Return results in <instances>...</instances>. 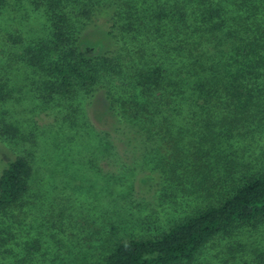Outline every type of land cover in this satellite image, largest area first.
Returning a JSON list of instances; mask_svg holds the SVG:
<instances>
[{
	"label": "trees",
	"instance_id": "1",
	"mask_svg": "<svg viewBox=\"0 0 264 264\" xmlns=\"http://www.w3.org/2000/svg\"><path fill=\"white\" fill-rule=\"evenodd\" d=\"M31 1L56 45L50 56L46 47L25 49L43 75L27 92L52 108L51 121L31 133L35 146L44 136L41 157L56 153L67 171L62 146H75L70 157L113 159L125 145L131 160L156 158L149 166L161 197L172 190V208L209 199L154 236L118 241L99 264L191 261L234 225L263 222L264 0ZM96 26L103 40L87 41ZM34 152L1 168L0 215L20 214L43 180ZM96 187L91 196L112 199L106 185Z\"/></svg>",
	"mask_w": 264,
	"mask_h": 264
},
{
	"label": "rangeland",
	"instance_id": "2",
	"mask_svg": "<svg viewBox=\"0 0 264 264\" xmlns=\"http://www.w3.org/2000/svg\"><path fill=\"white\" fill-rule=\"evenodd\" d=\"M45 21L31 0H6L0 6V170L16 154L28 155L32 148L39 154L36 162L43 178H36L33 197L20 214L15 210L13 215H0V264H99L118 241L154 236L209 199L172 208V190H163L162 197L157 191V176L149 166L156 158L131 160L124 154L125 145L113 159L98 154L70 157L75 146H62L59 158L68 162L67 171L61 170L65 163H59L56 153L41 157L44 136L39 135L35 146L31 133L37 132L36 125L41 129L51 121L52 108L41 107L27 92L37 90L43 75L39 66L27 64L25 49L46 47L47 55L53 54L56 45L49 42ZM86 34L89 42L105 36L98 26ZM89 106L86 114H91ZM9 121L19 125L15 133L6 131ZM97 182L107 186L111 202L91 196L98 190ZM172 264H264V219L257 225H234L203 245L191 261Z\"/></svg>",
	"mask_w": 264,
	"mask_h": 264
}]
</instances>
